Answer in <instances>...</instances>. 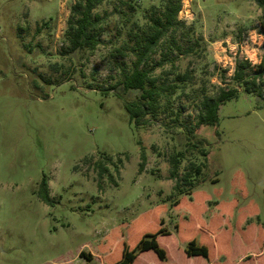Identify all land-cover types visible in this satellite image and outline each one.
I'll return each instance as SVG.
<instances>
[{"label":"rangeland","instance_id":"rangeland-1","mask_svg":"<svg viewBox=\"0 0 264 264\" xmlns=\"http://www.w3.org/2000/svg\"><path fill=\"white\" fill-rule=\"evenodd\" d=\"M168 1L103 0L95 12L109 17L97 49L63 55L76 0H0V264H85L82 252L93 255L90 264L115 262L123 233L134 246L161 219L171 232L158 238L168 260L146 252L135 264H264V100L233 79L239 62L248 60L253 75L264 60V8L184 0L183 24L150 63L163 53L174 61L153 73L159 84L190 78L137 126L125 103L140 92L124 89L117 66L135 58L112 55L135 21ZM130 2L138 8L123 25ZM222 89L238 97L220 107L216 124L200 125L201 102ZM192 165L202 166L199 176ZM44 177L50 203L39 197ZM192 239L216 257L188 258Z\"/></svg>","mask_w":264,"mask_h":264},{"label":"trees","instance_id":"trees-1","mask_svg":"<svg viewBox=\"0 0 264 264\" xmlns=\"http://www.w3.org/2000/svg\"><path fill=\"white\" fill-rule=\"evenodd\" d=\"M184 0H169L163 9L157 8L155 5L151 6L149 11L145 12L144 24L140 25L135 21L133 28L128 32L129 41L122 46L116 48L115 53L112 55L114 58H122L125 60L131 55L134 56V60L131 65H128L124 61L117 63L120 68V73L123 77L122 85L125 90H133L140 92L138 99L132 102H126L125 108L130 115L131 120L137 126L146 125L147 116H156L163 108L161 100L166 93L168 97L172 96L180 86L185 85V82L190 78L189 73L177 74L172 82L159 84V80L152 75L156 69L163 68L168 62L173 64L174 61L169 58L167 53H163L161 59L158 62L150 63L153 60V56L157 53V49L161 46V41L168 36L169 29L179 23L178 16L182 10V3ZM103 3V0H76L71 7L70 17L67 21V31L65 33L67 47L63 51L65 54H75L85 50L95 51L101 43V37L104 32V23H107L109 15L102 16L100 13H96L95 10ZM259 7L264 8V0H257ZM137 6L130 2L131 15L126 17L125 12H120L122 15L123 25H127L131 22V16L135 13ZM138 8V7H137ZM149 14V15H148ZM170 43L171 39H170ZM173 45L177 46L173 41ZM178 51L185 55L192 52V48L182 50L177 46ZM176 60V59H175ZM54 70H58L57 66H52ZM251 68V63L247 60L239 62L237 64L233 79L242 85L247 94H252L256 87L259 88L258 97L264 100V60L259 66V70L253 75H248L247 69ZM168 75L173 74V71H167ZM261 83H257V80L262 79ZM50 81H47L49 83ZM238 97V90H221L217 97H205L200 104V125L216 124L218 121V112L220 107ZM207 152H203V156L206 157ZM147 163V156L144 151L141 153L140 171L143 172ZM172 178L178 177L179 162L176 159H172ZM199 176L202 172V166L192 167ZM107 169L102 168L100 171V177L104 175ZM183 179L189 186H192L193 181L191 179L190 172L184 175ZM39 197L50 203L49 196V180L44 177L39 188ZM192 194H190V200L192 201ZM194 201V199H193ZM192 201V202H193ZM181 204V199L177 200L173 207H178ZM220 208V203H217ZM217 217V216H216ZM212 219V218H211ZM210 219V220H211ZM159 229L154 233H144L134 246L129 245L126 234L123 233L122 248L120 258L115 262H105L104 264H135L138 257L146 252H154L157 258L161 262L168 260L166 250L161 247L158 238L159 236H169L171 232L165 228V221L161 219ZM179 226L176 225V229ZM188 258L201 257L207 262L212 261L214 258L210 252V249L205 244L197 242L196 239L190 240L184 250ZM81 257L86 260L85 264H90L93 261V255L91 253L82 252Z\"/></svg>","mask_w":264,"mask_h":264}]
</instances>
